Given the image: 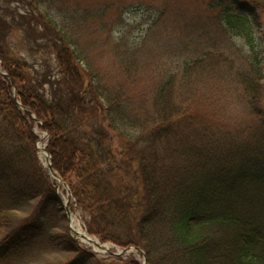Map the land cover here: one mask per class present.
<instances>
[{
	"label": "trees",
	"instance_id": "trees-1",
	"mask_svg": "<svg viewBox=\"0 0 264 264\" xmlns=\"http://www.w3.org/2000/svg\"><path fill=\"white\" fill-rule=\"evenodd\" d=\"M51 1L0 0V264H141L105 261L111 255L68 233L36 152L34 119L89 233L139 246L144 264H264V42L252 35L264 26V0H246L254 4L247 11L235 0L205 18L217 23L215 44L201 38L211 21L190 27L195 42L177 45L179 64L165 46L156 55L142 40L120 38L113 49L130 88L107 84L96 70L81 73L85 58L72 30L41 6ZM18 30L37 53L55 51L58 69L18 54ZM232 32L249 45L233 59L222 54L233 48ZM149 65L155 82L133 92ZM214 78L242 95L253 117L247 126L228 129L200 114V87L211 89L204 82Z\"/></svg>",
	"mask_w": 264,
	"mask_h": 264
},
{
	"label": "rangeland",
	"instance_id": "rangeland-1",
	"mask_svg": "<svg viewBox=\"0 0 264 264\" xmlns=\"http://www.w3.org/2000/svg\"><path fill=\"white\" fill-rule=\"evenodd\" d=\"M238 1L245 6L243 8L245 11L250 9V7H254L253 3L246 0ZM234 3L235 0H54L53 2L51 1V5L41 6L51 15L54 14L59 21L63 22L64 25L72 30L74 37L77 39L79 50L85 58L84 61L78 63L81 73L84 72V70H96L103 76L107 84L115 85V82L120 81L124 86L130 88V85H127V82L124 81L125 79L120 72V61L113 49V46L121 45V43H118L120 38H122V42H125V40L130 42H141L142 40L145 43L144 46L147 47L149 51H153L156 55H160L161 47L165 46L166 49H170V55L172 57H174V55L177 57L174 60V64H179L183 57H179L180 53H178L179 51L177 50H181L180 48L175 51L177 45L184 42H195L194 35H192V33L189 34L188 30L194 26H198V24L201 26L204 24L206 25L208 20L205 18H208V16L212 18L223 6H227L225 4L233 5ZM212 5H215V7L211 8ZM25 7L26 5H19L20 10H25ZM261 18V21L264 23V13ZM210 21L212 24L206 26L208 27L206 33L201 35H205V37L201 38L205 40V38L209 36V39L212 38L215 44L217 40L216 36H218L216 33L217 23L214 19H210ZM210 21H208L207 24H210ZM252 31H254V28L251 29V32ZM255 32L256 34L252 32V35L256 36L259 41L263 38L264 42V26L261 27V30L255 27ZM16 33L18 36L13 38L12 41L14 44L18 46L20 44L21 46L18 54L24 55L29 60H31V56L29 55L34 54L36 59H45L51 67H55V70L58 69L57 54L55 51L51 50L50 53V49L41 48L37 53V45L30 42L31 39L28 41L27 38H24V33L22 31L18 30ZM232 34L233 35H228L227 41L229 44L233 45V48L229 49V46L228 50L224 48L222 54H224L223 56H229V58L233 59L234 56L232 52L238 48L245 51L246 47H249V45H247V36H240L234 32H232ZM45 41H47V38L38 39V43L40 44H45ZM226 44L223 47H225ZM125 45L126 44H124V46ZM124 46L120 47L122 52L125 50ZM231 49L232 51L230 52ZM154 54L150 55V57H153L154 60H158ZM165 55L167 57V52H165ZM163 58L164 55L162 56V59ZM167 64L170 67L173 66L172 62L168 60ZM43 67H45V64H43ZM42 69L44 70L41 66V70ZM155 72L156 70L153 67L150 65L146 66L138 85L131 86L134 88L133 92L137 93V91L141 89V86H151L155 82ZM0 74L6 75L1 65ZM84 75L85 78H87V73H84ZM206 78L208 79L209 77ZM221 82L217 78L211 81L205 80L204 84L213 83L212 88L208 90L211 85H208V87H200L202 88L200 89L202 95L203 92L206 94L203 98L198 99V105L201 109V113H199L210 118L213 116L214 119L223 122L228 129H241L247 126L253 117L250 116V111L246 108V101L242 98L240 93H233V90L231 92L229 91V89H232L229 82L223 81L224 84ZM12 95L16 100V104L21 108L15 88L12 90ZM31 115L34 116V114ZM34 121L33 130L37 136L35 143L36 152L42 166L46 168V159L43 154V149L45 148V151L49 153L46 147L48 144V135L44 128L38 126V120L34 119ZM57 175L60 180L53 175L50 176V179L54 184L55 192L62 201V206L64 204L68 206L71 216L76 218L80 227L88 233L86 229V217L83 218L81 212L77 208L74 209L73 197H69L67 191L60 185L61 182L66 183V181L63 180L58 173ZM63 211L66 215V209L64 207ZM66 219L68 233L74 239H78V243L82 247L100 255V257L111 255V257L105 259V261H114L115 257L122 258V261L127 258H134L142 264V257L138 251L131 250L125 254H114L128 246L123 247L112 241H103L98 236L90 233L91 236L100 243L109 245V249L114 253L107 254L102 249H94L90 244L81 241L76 234H73L71 222L67 216ZM74 227L77 228V225Z\"/></svg>",
	"mask_w": 264,
	"mask_h": 264
},
{
	"label": "water",
	"instance_id": "water-1",
	"mask_svg": "<svg viewBox=\"0 0 264 264\" xmlns=\"http://www.w3.org/2000/svg\"><path fill=\"white\" fill-rule=\"evenodd\" d=\"M43 150H44L43 154L45 155V159H46V167H47L48 173L51 174V175H53V176H55V177H57L60 180L59 176L55 173V171H54V169L52 167L50 154L47 151H45L46 150L45 148ZM64 207L66 209L67 218L70 220L71 213L68 210V207L66 205ZM96 244L98 246H102V244L100 242H96ZM133 249L136 250V251H139V252L143 253L142 250L139 247H137V246H128V247H125L124 249H121L120 251H118V253H114L108 247L105 248L106 252L111 253V254H113V253L114 254H125V253H127V252H129V251H131Z\"/></svg>",
	"mask_w": 264,
	"mask_h": 264
},
{
	"label": "bare ground",
	"instance_id": "bare-ground-1",
	"mask_svg": "<svg viewBox=\"0 0 264 264\" xmlns=\"http://www.w3.org/2000/svg\"><path fill=\"white\" fill-rule=\"evenodd\" d=\"M68 207V206H67ZM71 225L73 229L77 232V236L81 239V241L90 244L94 249H102V247L98 246L96 244V239L89 236L86 231H84L81 227L76 218L72 217L70 218ZM77 225V228L74 226ZM107 245V244H106Z\"/></svg>",
	"mask_w": 264,
	"mask_h": 264
}]
</instances>
